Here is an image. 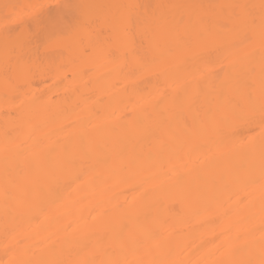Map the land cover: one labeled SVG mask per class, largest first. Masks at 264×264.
Returning a JSON list of instances; mask_svg holds the SVG:
<instances>
[{
	"label": "bare ground",
	"instance_id": "1",
	"mask_svg": "<svg viewBox=\"0 0 264 264\" xmlns=\"http://www.w3.org/2000/svg\"><path fill=\"white\" fill-rule=\"evenodd\" d=\"M47 1L0 0L83 24L14 51L0 9V264L19 240L65 264H259L264 128L228 113L258 103L262 0Z\"/></svg>",
	"mask_w": 264,
	"mask_h": 264
},
{
	"label": "snow or ice",
	"instance_id": "2",
	"mask_svg": "<svg viewBox=\"0 0 264 264\" xmlns=\"http://www.w3.org/2000/svg\"><path fill=\"white\" fill-rule=\"evenodd\" d=\"M47 6L43 4H30L24 6V8L31 15L37 10H40L36 15L32 16L33 22L35 24V32L30 34L28 39H21L19 37L13 38L8 31L9 25L16 22L20 18L19 8L17 5L12 3H3L0 4V9L3 10L2 22L5 27L6 32V46L11 44L13 50H23L32 42L33 39L39 38L40 36L47 37V43L49 46H55V44L59 43V36L64 35H73L78 32L83 24H73L72 17L70 15L61 16L55 26V29L51 28L47 23L43 20V10ZM58 9H69L73 8L71 3L61 4L56 6ZM157 7H164L163 5H159ZM173 7V6H169ZM235 7H244V6H235ZM261 22H260V31L262 37H264V0H262L261 5ZM237 19H241V17H237ZM50 33H58L51 34ZM22 57L17 60L15 64V70L18 74H23L27 71V65L22 63ZM262 60H264V50H262ZM259 117L262 128H264V80H262L260 95L258 99V103L252 100L251 96L248 98V102L241 105L237 104L233 106L231 111L228 113V118L236 121H253L254 119ZM261 143V173H260V185L262 191H264V131L261 132L260 136ZM250 178V177H249ZM264 211V209H262ZM264 223V222H262ZM251 243V242H249ZM15 249L16 258L10 260L8 264H65L64 261L58 260L54 258L53 255H49L47 257L41 256L37 254V251H34L32 247L24 240L16 241L15 245H13ZM260 260L259 264H264V228H262V234L260 239ZM247 250V249H245ZM234 250L225 247L224 250H218V254L222 256H232ZM161 264H185L184 261H162ZM194 264H255L254 261L250 259H231L226 258L218 261H196Z\"/></svg>",
	"mask_w": 264,
	"mask_h": 264
},
{
	"label": "rangeland",
	"instance_id": "3",
	"mask_svg": "<svg viewBox=\"0 0 264 264\" xmlns=\"http://www.w3.org/2000/svg\"><path fill=\"white\" fill-rule=\"evenodd\" d=\"M37 1H38V0H37ZM39 1H40V0H39ZM49 1L52 2V3H53L54 1L56 2V0H49ZM58 1H59V0H58ZM31 2H32V0H31ZM41 2L44 3L45 0H41ZM50 2H49V3H50ZM33 3H34V2H33ZM47 3H48V1H47ZM49 3H48V4H49ZM37 4H38V3H37ZM40 4H41V3H40ZM53 4H54V3H53ZM52 6H53V5H52ZM53 7H55V5H54ZM23 9H25V8L23 7ZM21 11H23V10H21ZM26 11H27V10H26ZM23 13H24V14H23ZM27 14H28V12L25 13L24 11L20 13V15H24V16L27 15ZM19 19H20V18H19ZM19 19H18V21H19ZM20 20L22 21V19H20ZM25 20H26V19H25ZM25 20L23 19V22H25ZM16 22H17V21H16ZM19 22H20V21H19ZM20 23H22V22H20ZM20 23H19V24L17 23L18 26H15L17 29H18V27H20V26H19ZM22 24H23V23H22ZM12 25H13V24H12ZM13 26H14V25H13Z\"/></svg>",
	"mask_w": 264,
	"mask_h": 264
}]
</instances>
